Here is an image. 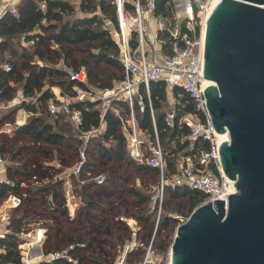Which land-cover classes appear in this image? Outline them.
Returning <instances> with one entry per match:
<instances>
[{"label": "trees", "instance_id": "trees-1", "mask_svg": "<svg viewBox=\"0 0 264 264\" xmlns=\"http://www.w3.org/2000/svg\"><path fill=\"white\" fill-rule=\"evenodd\" d=\"M40 1L45 2L44 9L40 6ZM17 11V13L5 11L0 16V101L5 103L11 100L18 90H21V93L32 98L28 101L22 100L19 105L31 110L32 114L25 123L18 125L11 115L17 112L19 105L10 107L9 112L0 116V130L6 122H11L14 123L12 131L11 133L0 131V139L26 136L32 141V145L39 142L49 146L57 144L69 149L75 161L79 148L70 141L73 139L78 143L82 140L75 135L70 138L71 134L62 129L63 125L74 124L69 118L65 124H60L66 114L63 111L50 113L47 100L54 94L52 90L54 85L60 86L61 90L70 91L76 80L70 77L69 72L82 66L85 67L88 82L91 84L111 85L123 77L118 48L109 30L103 25L106 17L116 20V4L114 0H18ZM156 13L171 17L170 0H157ZM161 36L167 38L166 32ZM21 38L27 42L34 39V42L25 46L20 42ZM5 60L11 62L10 69H5L1 65ZM59 62L68 65L70 69L58 64ZM174 94L176 122L173 126L168 125L166 120L167 111L172 104L168 100L162 81H150L154 118L146 96L144 111L135 109L139 127L149 142H155L156 126L165 158L163 175L169 180L179 170L182 153H193L198 147L209 146L204 138H198L193 142L188 137L181 139L189 134V129L187 126H181L178 118L184 112H193L194 108L190 96L183 88L175 86ZM73 105L79 107L84 116L80 127L74 126L77 132L99 127L101 118L97 102L76 100ZM120 106L121 114L111 109L106 112L104 129L91 136L85 144L88 156L104 158L112 163L99 168L105 175L103 183L97 185L93 180L85 183L82 192L85 201L84 215L86 218L101 219L109 227V234L117 239L124 236L126 241L130 237V227L122 219H108L99 213L104 209H113L114 206L111 200L101 201L100 198H96L94 188L130 193L135 204L132 207L126 206V210L130 218L138 224L137 245L127 249L123 259L141 263L146 252V244L150 242L153 251L159 253L161 257L165 255L173 241L179 216L164 212L156 221V230L150 233L148 225L155 223L149 208L151 196L144 189V186L146 188L144 182L138 186L135 181L137 176L144 181L145 175L159 176L161 172L158 167H152L144 161L137 162L127 149V134L122 118L126 119L129 116V108L124 102H120ZM20 151L19 147L16 150L9 149L6 142L0 143V153H7L11 161L16 160ZM120 163L123 165L119 166ZM97 171L93 161L87 157L81 176L84 177L88 173L94 175ZM61 180V178L48 181L37 179L26 160L7 164L6 178L0 181V203L9 195H17L21 198V205L7 222L9 231L0 235V263L20 264L19 245L27 239L28 232L33 226L37 224L43 226L42 219L30 215V207H24L30 198L52 194L55 206L49 208V217L60 218L59 212L62 207L58 202L64 199L59 188ZM76 189L74 185L75 192ZM164 190H167V195L178 203V206L173 208V213L177 211L183 214L184 218L208 197L207 193L186 182H176L174 185L167 182ZM119 223L127 226L128 231L125 234ZM96 240L95 236L89 238L82 235L73 236L63 227L53 225L49 228V235H46L43 249L45 253L67 249L77 259L78 264H113L115 258L111 260L100 252L91 251ZM34 264L73 263L60 256L51 260L41 259Z\"/></svg>", "mask_w": 264, "mask_h": 264}, {"label": "built area", "instance_id": "built-area-1", "mask_svg": "<svg viewBox=\"0 0 264 264\" xmlns=\"http://www.w3.org/2000/svg\"><path fill=\"white\" fill-rule=\"evenodd\" d=\"M216 0H170L172 16H163L156 13L157 0H114L116 4V20L106 17L104 26L109 30L118 48L119 58L123 68V77L111 85H95L88 82L85 67L70 70V77L76 80L70 91L61 90L58 86H52L54 94L47 100V108L50 113L63 111L76 128H79L84 120L82 110L73 105L76 100H90L98 103L100 107L101 122L99 127L88 131H81L82 136H94L92 134L104 129V116L111 109L121 114L120 102L126 103L129 108V116L122 118L127 134V149L132 157L138 161H144L152 167H158L161 172L162 186L167 181L174 185L176 182H186L190 186L204 191L208 197L204 200L214 199L228 200L229 194L236 190L235 180L231 179L224 171L220 156V139L209 109L205 86L211 81L204 75V32L207 19ZM18 0H0V16L5 11L17 13ZM44 9L46 4L40 1ZM166 32L167 38L161 34ZM24 43L29 42L22 38ZM165 44L167 46L165 47ZM5 69L11 68V62L5 60L1 63ZM162 81L168 100L172 107L167 111V124L173 126L176 122V109L174 87L178 86L190 96L193 104V112H184L178 118L181 126H187L188 137L192 142L198 138H204L208 142V148L201 146L195 152L182 153L179 160V170L171 180L164 178L163 171L165 158L163 148L159 142L155 126V142H149L142 134L135 109L144 111L147 97L152 117L154 111L150 95V81ZM32 96L21 93L19 98H12L3 104L4 108L19 105L22 100H30ZM16 124L26 122L32 111L19 105ZM89 137V138H90ZM88 141V140H87ZM84 148H79L76 160L71 165V173L79 174L87 160ZM1 160V158H0ZM97 183L105 181V175L98 172L93 176ZM65 195L68 200L77 205V195L74 185L67 177ZM20 197L13 196L9 207L17 206ZM181 222V221H180ZM178 222V223H180ZM126 223L131 233L136 236L138 224L127 218ZM4 235V233H0ZM46 239V229L42 225L33 226L30 236L19 245L21 251L20 264H34L41 259L51 260L64 256L73 264L78 261L67 249L45 253L43 243ZM136 241L126 244V249L133 247ZM152 242L147 245L143 264L149 261L152 254ZM161 264H172V243L160 260ZM149 263V262H148ZM0 264H12L0 263Z\"/></svg>", "mask_w": 264, "mask_h": 264}, {"label": "water", "instance_id": "water-1", "mask_svg": "<svg viewBox=\"0 0 264 264\" xmlns=\"http://www.w3.org/2000/svg\"><path fill=\"white\" fill-rule=\"evenodd\" d=\"M207 107L219 133L228 200L177 224L172 264H264V0H216L204 32Z\"/></svg>", "mask_w": 264, "mask_h": 264}, {"label": "rangeland", "instance_id": "rangeland-1", "mask_svg": "<svg viewBox=\"0 0 264 264\" xmlns=\"http://www.w3.org/2000/svg\"><path fill=\"white\" fill-rule=\"evenodd\" d=\"M20 42L28 46V43H24L22 38L20 39ZM15 46L17 47V44L15 43ZM58 64H61L65 66L67 69H70L68 65H64V63L59 62ZM56 86V85H54ZM21 95V90H18L16 93V98H19ZM6 103V102H5ZM3 101H0V114H3L5 112V109L3 104H5ZM14 107V106H13ZM53 119V118H51ZM65 121H67V117L65 116L63 120L60 121V124H65ZM14 123L6 122L2 127L0 131H6L8 133H11L12 127ZM64 128H62L65 132L71 134L69 137L72 138L75 136H79V138L82 140L78 143L76 141H73V139L70 141L73 145H78V148H84L87 140L90 136H82L81 132H77L76 128L70 124L63 125ZM99 133V132H98ZM98 133H94L92 135H97ZM1 142H6V145L9 149H19L21 150L19 154L16 156L15 161L11 162H21V161H28V166L32 170L33 173L36 174L37 179L42 180H50L53 179V176L59 177L60 176H66L68 172H65L68 170L67 167H65V158L69 157V154H67V149L61 148L59 145L53 144V145H47L44 142H39L36 145H32V141L26 137V136H20V137H10L7 140L0 139ZM4 158H6L5 154L2 155ZM72 157V156H71ZM6 161L9 162V159L6 158ZM70 163L72 160H69ZM60 163H62L60 165ZM51 164V165H50ZM59 165V166H58ZM123 164H120L122 166ZM61 171V172H60ZM60 173V174H59ZM95 173L94 175H96ZM82 179V176L80 177ZM162 178L161 175L159 176H144V181L141 180L138 176L136 177L135 183L138 184V186H141L143 182L146 184V188L144 186V189L147 190V192L151 196V200L149 202V208L152 212V219L155 221V223H151L148 225L150 233H153V230H156V221L160 217L161 214L164 212H170L172 214H176L179 216L178 222L184 220L185 218L182 217L183 214L178 213L177 211H174L175 206H178V203L176 200L170 198V196L167 195L168 191L164 190V187L166 186L167 181H164L162 186ZM166 180V178H165ZM169 180V179H168ZM171 180V179H170ZM78 196L77 201L80 202L79 197L81 193V188L78 186L76 189ZM165 192V193H164ZM79 194V195H78ZM97 196L100 197L102 200L107 201L111 200L112 204L114 206L113 209H110L107 211V213H100L103 214L108 219H115V220H121L124 216H129L127 214L126 206L132 207L135 203L133 200V196L130 193L122 192V191H112V190H98L96 192ZM165 194V196H164ZM83 199V198H82ZM181 199V198H180ZM184 198H182V202H184ZM10 203L3 202L0 204V230L4 229V226L6 225L9 218L14 214V212L18 211L17 209L14 210L13 207H9ZM75 206V205H74ZM71 207L69 210L68 207H66L64 210H62V214L59 219H53L49 217V210H48V202L45 195H39L35 198H30L29 203L24 204V207H30V215L37 217L38 219H42L43 226H45V229L47 231V235H49V226L56 224L57 226L63 227L67 232H69L73 236L82 235L85 238H89L91 236L96 237V241L94 242L92 246V252L104 254L105 256L109 257V259H114L113 264H143V261L141 263H136L135 261H125L123 258L125 252H126V244L130 243L128 241L125 242V237H122L121 239H117L115 236L108 233L109 227L105 225V223L101 219L97 218H86L83 216V209H73ZM183 210L184 207L182 208ZM21 212V211H20ZM101 222H103L101 224ZM120 227L123 228V233L125 234V231L127 228H125L121 223H119ZM177 226V225H176ZM33 230L32 229L28 232V236L31 235ZM154 230V231H155ZM175 234V230H174ZM150 236V235H149ZM125 242V246L121 247V250H119L121 244L119 242ZM149 245V244H146ZM132 247H129L130 249ZM145 256V255H144ZM161 256L159 253L153 251L152 254L149 256V263L146 264H161ZM144 260V259H143Z\"/></svg>", "mask_w": 264, "mask_h": 264}, {"label": "crops", "instance_id": "crops-1", "mask_svg": "<svg viewBox=\"0 0 264 264\" xmlns=\"http://www.w3.org/2000/svg\"><path fill=\"white\" fill-rule=\"evenodd\" d=\"M9 54V53H8ZM8 54H7V57H8ZM56 86H58V85H56ZM58 87H60V86H58ZM9 110H10V107L9 108H6L5 109V112L3 113V114H0V116H2V115H4L6 112H9ZM19 112H13V114L11 115L12 117H14L15 118V123H16V117L19 115L18 114ZM31 115V114H30ZM29 115V116H30ZM28 116V117H29ZM27 121V120H26ZM75 126V125H74ZM57 145V144H56ZM61 147V146H60ZM85 147V146H84ZM62 148V147H61ZM65 149H67V148H65ZM67 154H69V157L67 158H65L64 160H65V162H67L66 164H65V167H67L68 168V170L67 171H65V172H68V178L71 180V182L73 183V185H76V187H80L81 188V193L83 192V188H84V185H85V183L86 182H90V181H95V179H94V175H91V173H88L87 175H85L82 179H80V177H81V172L79 173V174H73V173H71L70 171H71V165L73 164V162H74V159H75V157H74V155H72L71 153H70V151H69V149H67ZM3 154H5V156H6V158L7 159H9V156H8V154L7 153H3ZM3 154H1L0 153V158H1V160H0V181L2 180V179H4V178H6V167H7V164L8 163H10V159H9V162H7L6 161V158H4L2 155ZM72 156V157H71ZM88 158H90L91 159V161H93V163H94V165L96 166V168H97V172L96 173H98V172H102L101 170H99V168H101V167H103V166H107V165H109L110 163H112L111 161H108V160H106V159H104V158H100V157H97V156H88ZM69 160H72L71 161V163H70V161ZM137 162H138V160H137ZM62 163H60V165H61ZM120 164H122V163H120ZM120 164H119V166H120ZM59 166V165H58ZM61 172V171H60ZM102 173H104V172H102ZM60 174V173H59ZM67 175L66 176H60L59 175V177H56V176H53V179H51V180H57V179H59V178H61L62 180H61V182H60V185H59V188L61 189V191H62V195H63V197H64V199L63 200H60L58 203H59V205H61V210H60V212H59V214H60V217H61V214H62V210H64L66 207H68V209L70 210L71 209V207H73L74 206V204H72L69 200H68V198H66V195H65V190H66V181H65V178L67 177ZM44 181H48V179H46V180H44ZM96 182V181H95ZM40 183V182H39ZM96 184L98 185L99 183H97L96 182ZM94 190L97 192L98 190H102V189H99V188H94ZM94 190H93V192H94ZM85 192H86V190H84ZM76 193H77V191H76ZM83 194V193H82ZM44 195V194H43ZM79 195V194H78ZM94 195L96 196V198H100V197H98L97 196V194L94 192ZM13 196H17V195H9V196H7L6 198H4L3 199V201L0 203V204H2L3 202L5 203V202H8V203H10L11 204V199L13 198ZM46 196V195H45ZM17 197H19V196H17ZM46 198H47V202H48V210H49V208L50 207H54L55 206V202L53 201V197H52V194H49L48 196H46ZM77 198H78V196H77ZM76 198V199H77ZM83 197H82V195L80 194V197H79V200H80V202L77 204V205H75L74 206V208L73 209H83V216L85 217V215H84V207H83V205H84V202L85 201H83V199H82ZM21 199V198H20ZM99 200H101V201H104V200H102L101 198L99 199ZM78 202V201H77ZM21 205V201H20V203L17 205V206H12L13 208H14V210H19V208H18V206H20ZM75 209V210H76ZM107 211L108 210H102V211H100L99 213H107ZM16 212V211H15ZM14 212V213H15ZM101 215H103V214H101ZM51 218V217H50ZM127 218H130L129 216H124V217H122L121 219L122 220H124L125 222H126V219ZM54 219V218H53ZM57 219H59L60 220V218H57ZM113 220H115V219H113ZM8 222V221H7ZM122 224V223H121ZM127 224V223H126ZM54 225H56V224H54ZM124 225V224H123ZM128 225V224H127ZM51 226H53V225H51ZM125 226V225H124ZM45 227V226H44ZM49 228H50V226H49ZM125 228H127V226H125ZM65 230V229H64ZM9 231V229L7 228V223H6V225L4 226V229H1L0 230V233H6V232H8ZM126 231H128V228H127V230ZM125 231V232H126ZM46 233H47V231H46ZM69 233V232H68ZM49 234V233H48ZM70 234V233H69ZM47 235V234H46ZM124 237V236H123ZM137 240V238H136V236H134L132 233H130V237L129 238H127L126 239V241H128V242H132V241H136ZM125 241V242H126ZM125 242H123V241H121V242H119L120 244H121V246H120V248H119V250H121V247H124L125 246ZM137 245V243L133 246V247H135Z\"/></svg>", "mask_w": 264, "mask_h": 264}, {"label": "bare ground", "instance_id": "bare-ground-1", "mask_svg": "<svg viewBox=\"0 0 264 264\" xmlns=\"http://www.w3.org/2000/svg\"><path fill=\"white\" fill-rule=\"evenodd\" d=\"M220 139H222V138H224V137H226L227 136V134L226 133H220Z\"/></svg>", "mask_w": 264, "mask_h": 264}]
</instances>
